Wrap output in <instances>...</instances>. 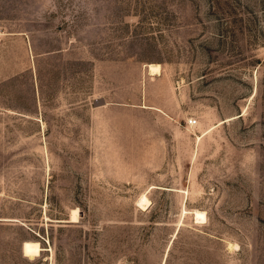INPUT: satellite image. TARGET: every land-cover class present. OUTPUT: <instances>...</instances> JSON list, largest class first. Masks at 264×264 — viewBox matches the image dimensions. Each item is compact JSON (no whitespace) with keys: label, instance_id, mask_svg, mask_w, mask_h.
<instances>
[{"label":"rangeland","instance_id":"1","mask_svg":"<svg viewBox=\"0 0 264 264\" xmlns=\"http://www.w3.org/2000/svg\"><path fill=\"white\" fill-rule=\"evenodd\" d=\"M0 264H264V0H0Z\"/></svg>","mask_w":264,"mask_h":264},{"label":"bare ground","instance_id":"2","mask_svg":"<svg viewBox=\"0 0 264 264\" xmlns=\"http://www.w3.org/2000/svg\"><path fill=\"white\" fill-rule=\"evenodd\" d=\"M148 68L152 74H160L161 73V65L159 63H150L148 64ZM207 133V131L204 132V134ZM201 137V135H199ZM199 139V138H198ZM149 199L146 196V194H143L141 199L139 200V205L141 208L145 209L149 205ZM191 213V211H188L187 209L183 210V214ZM193 214L195 216L196 222L202 223L205 220V212L201 210H194Z\"/></svg>","mask_w":264,"mask_h":264},{"label":"built area","instance_id":"3","mask_svg":"<svg viewBox=\"0 0 264 264\" xmlns=\"http://www.w3.org/2000/svg\"><path fill=\"white\" fill-rule=\"evenodd\" d=\"M196 122H197V120H196V119H192V120H190V124H192V125H195V124H196Z\"/></svg>","mask_w":264,"mask_h":264}]
</instances>
